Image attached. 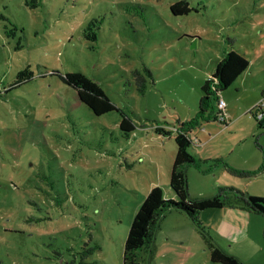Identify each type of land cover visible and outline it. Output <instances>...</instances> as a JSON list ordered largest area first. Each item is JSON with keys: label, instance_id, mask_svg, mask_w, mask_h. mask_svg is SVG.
I'll return each instance as SVG.
<instances>
[{"label": "rangeland", "instance_id": "rangeland-1", "mask_svg": "<svg viewBox=\"0 0 264 264\" xmlns=\"http://www.w3.org/2000/svg\"><path fill=\"white\" fill-rule=\"evenodd\" d=\"M176 1L0 0V264H122L140 204L169 183L179 121L196 117L201 85L230 49L249 65L220 93L226 125L189 127L198 165L186 168L187 190L264 197V124L248 112L264 105V0H187L196 11L180 15ZM52 71L83 72L118 110L94 115ZM176 215L160 221L143 264H220ZM200 218L211 242L264 264V216L223 207Z\"/></svg>", "mask_w": 264, "mask_h": 264}, {"label": "trees", "instance_id": "trees-1", "mask_svg": "<svg viewBox=\"0 0 264 264\" xmlns=\"http://www.w3.org/2000/svg\"><path fill=\"white\" fill-rule=\"evenodd\" d=\"M170 9L176 15L187 14L195 10L187 0H178L172 3ZM248 65V60L244 56L230 49L217 62L211 76L204 80L201 85L199 109L196 117L192 120L179 121V129H177L174 135L176 152L169 172V186L175 197H165L163 190L159 186H153L149 189L132 219L124 242L122 264H143L142 253L152 254L153 238L160 221L172 213L185 216L199 229L209 249V257L212 262L220 264H246L237 256L225 252L222 248L211 242V236L201 220L200 214L207 208L230 207L240 208L249 213L264 216V197L252 196L233 187H219L217 194L213 196L193 199L188 194L185 172L188 165H198V159L188 151L189 146L193 143V140L189 136L191 123L195 124L199 120H208L213 117L218 122L226 125L223 120L219 119L221 111L218 110L216 105L221 98L220 93L243 73ZM145 71L148 75H151L148 69L145 68ZM51 74H57L65 85L74 88L79 101L87 106L94 115H102L109 111L118 110L105 94L100 84L83 72L73 71L63 75L52 71ZM133 74L136 76L135 80L139 90L143 92L146 87L145 77L138 75L137 71H133ZM29 78L31 76L20 79L19 82L28 80ZM262 98H264V89H262ZM208 108H211L210 113H207ZM248 112L254 116L259 126H263L264 105L261 102L255 104ZM119 126L126 133L135 129L130 118L123 114H121ZM155 131L158 134L164 135H169L172 132L159 126L155 128ZM255 144L261 149L258 142L255 141ZM236 173L240 175L244 174L245 176L251 174V172L242 170Z\"/></svg>", "mask_w": 264, "mask_h": 264}, {"label": "crops", "instance_id": "crops-1", "mask_svg": "<svg viewBox=\"0 0 264 264\" xmlns=\"http://www.w3.org/2000/svg\"><path fill=\"white\" fill-rule=\"evenodd\" d=\"M225 108H226V105H225ZM172 162H173V160H172ZM168 185H169V183H168ZM167 184H163V186H162V190H163V193H164V196L165 197H175L174 196V194H173V192L171 191V189H170V186H168ZM174 214H177L176 216H181L180 214H178V213H172L171 215H174ZM181 217H183V216H181ZM234 255V254H233ZM239 258V257H238Z\"/></svg>", "mask_w": 264, "mask_h": 264}, {"label": "built area", "instance_id": "built-area-1", "mask_svg": "<svg viewBox=\"0 0 264 264\" xmlns=\"http://www.w3.org/2000/svg\"><path fill=\"white\" fill-rule=\"evenodd\" d=\"M217 108H218V110H220L221 112H220V116H219V119L220 120H224V113H223V111H224V109H225V105H226V103H225V101L222 99V98H220L219 100H218V102H217ZM259 116H260V114H259Z\"/></svg>", "mask_w": 264, "mask_h": 264}]
</instances>
